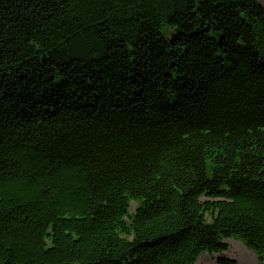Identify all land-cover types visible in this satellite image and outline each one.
<instances>
[{"label":"trees","instance_id":"16d2710c","mask_svg":"<svg viewBox=\"0 0 264 264\" xmlns=\"http://www.w3.org/2000/svg\"><path fill=\"white\" fill-rule=\"evenodd\" d=\"M264 262V0H0V264Z\"/></svg>","mask_w":264,"mask_h":264},{"label":"rangeland","instance_id":"374dc122","mask_svg":"<svg viewBox=\"0 0 264 264\" xmlns=\"http://www.w3.org/2000/svg\"><path fill=\"white\" fill-rule=\"evenodd\" d=\"M226 243L229 249L224 253V256L236 260L238 264H264V262L258 263L255 254L247 249L240 241L228 239ZM218 257V255L204 253L197 260L196 264H215Z\"/></svg>","mask_w":264,"mask_h":264}]
</instances>
